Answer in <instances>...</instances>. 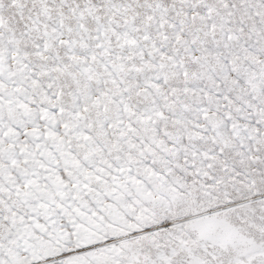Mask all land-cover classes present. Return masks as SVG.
Segmentation results:
<instances>
[{"label": "snow or ice", "instance_id": "6c2138e0", "mask_svg": "<svg viewBox=\"0 0 264 264\" xmlns=\"http://www.w3.org/2000/svg\"><path fill=\"white\" fill-rule=\"evenodd\" d=\"M0 264H264V0H0Z\"/></svg>", "mask_w": 264, "mask_h": 264}]
</instances>
